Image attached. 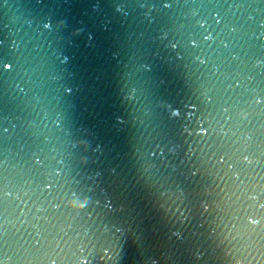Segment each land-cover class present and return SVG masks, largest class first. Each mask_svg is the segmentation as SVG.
Returning <instances> with one entry per match:
<instances>
[{
    "label": "water",
    "instance_id": "95a60500",
    "mask_svg": "<svg viewBox=\"0 0 264 264\" xmlns=\"http://www.w3.org/2000/svg\"><path fill=\"white\" fill-rule=\"evenodd\" d=\"M0 264H264V0H0Z\"/></svg>",
    "mask_w": 264,
    "mask_h": 264
}]
</instances>
